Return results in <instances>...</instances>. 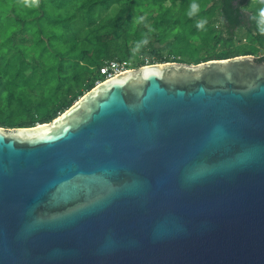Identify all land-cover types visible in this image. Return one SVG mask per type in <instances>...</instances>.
Here are the masks:
<instances>
[{
    "label": "water",
    "instance_id": "95a60500",
    "mask_svg": "<svg viewBox=\"0 0 264 264\" xmlns=\"http://www.w3.org/2000/svg\"><path fill=\"white\" fill-rule=\"evenodd\" d=\"M0 264H264V57L126 68L0 126Z\"/></svg>",
    "mask_w": 264,
    "mask_h": 264
},
{
    "label": "trees",
    "instance_id": "16d2710c",
    "mask_svg": "<svg viewBox=\"0 0 264 264\" xmlns=\"http://www.w3.org/2000/svg\"><path fill=\"white\" fill-rule=\"evenodd\" d=\"M246 2L196 0L190 17L193 0H0V126L49 121L104 78L98 68L110 59L137 67L264 57L261 21Z\"/></svg>",
    "mask_w": 264,
    "mask_h": 264
},
{
    "label": "clouds",
    "instance_id": "9594fccd",
    "mask_svg": "<svg viewBox=\"0 0 264 264\" xmlns=\"http://www.w3.org/2000/svg\"><path fill=\"white\" fill-rule=\"evenodd\" d=\"M200 5L198 3H196V0H193V3H191L187 10H186V14L188 16H195L197 15V13H199L200 11ZM253 19L259 20L261 21V25L257 26V31L260 32L261 34H264V0H261L256 12L253 15ZM204 21H197L196 23V27L198 29L203 30L204 29Z\"/></svg>",
    "mask_w": 264,
    "mask_h": 264
},
{
    "label": "rangeland",
    "instance_id": "374dc122",
    "mask_svg": "<svg viewBox=\"0 0 264 264\" xmlns=\"http://www.w3.org/2000/svg\"><path fill=\"white\" fill-rule=\"evenodd\" d=\"M259 1H261V0H247V2L244 4V9H245V11H246V12H249L248 10H253V9H255V11H256L257 8H258V6H259V4H260ZM254 4H255V5H254ZM108 12H109V10H106L105 12H102L101 15H100V17H105L106 14H107ZM243 33H244V30H243V29H238V30L236 31V35H238V36H242ZM241 40H242V42L244 41L243 38H242ZM155 45H157V44H155ZM261 55H264V49H263V48H260V56H261ZM119 62H120V61H119ZM144 62H145V63L148 62V59H147L146 56H144ZM120 63H121L122 66H124L125 68H135V60H130V61H126V62L121 61ZM96 82H97V81H95V83H96Z\"/></svg>",
    "mask_w": 264,
    "mask_h": 264
},
{
    "label": "built area",
    "instance_id": "2783aa9c",
    "mask_svg": "<svg viewBox=\"0 0 264 264\" xmlns=\"http://www.w3.org/2000/svg\"><path fill=\"white\" fill-rule=\"evenodd\" d=\"M126 69L122 64L115 60V59H110L107 60L106 62L101 65L98 70L99 73L104 75V78L111 77L112 75L120 72L121 70Z\"/></svg>",
    "mask_w": 264,
    "mask_h": 264
}]
</instances>
